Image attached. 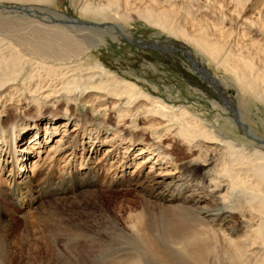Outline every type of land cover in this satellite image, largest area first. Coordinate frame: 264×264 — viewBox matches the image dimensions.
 <instances>
[{
  "label": "bare ground",
  "instance_id": "1",
  "mask_svg": "<svg viewBox=\"0 0 264 264\" xmlns=\"http://www.w3.org/2000/svg\"><path fill=\"white\" fill-rule=\"evenodd\" d=\"M9 1L17 5L4 9L0 3V11L28 12L33 17L43 13L26 4L44 0ZM263 7L264 0H105L99 5L81 4L79 18L47 8L50 18L42 20L48 24L33 22L23 28H13L16 22L11 21V25L1 24L17 35L0 34V115L9 111L8 105L16 96L23 95L37 108L61 101L64 111L80 98L90 112L77 115L76 122L69 114L57 116L53 112L40 128L27 121L17 126L11 118L0 117V157L4 145L13 155L17 148L14 141L33 129L36 138L31 145L37 149L36 156L46 149L45 153L50 151L47 158L52 159L65 150L68 159L58 176L53 172L43 174L37 167V178L15 175L8 185L0 179V264L11 263L8 238L16 223L9 216L18 211L13 199L21 213L27 211L22 232L26 237L31 232L29 205L36 203L35 207L41 209L46 198L59 201L71 188L77 190L75 203L80 202L77 196H83L86 200L81 202H100L104 207L96 189L98 169L79 174L77 166L86 165V159L80 154L74 166V158L76 146L92 154L93 145L108 140L114 141L105 147L104 155L110 157L124 145L123 163L126 153L137 146L138 155L144 154L137 167L147 164L148 172L124 178L122 171L116 182L134 186L140 195L141 206L130 209L126 225L108 205L104 207L111 231L133 243L134 253H127L117 263L94 264H152L153 259L154 264H264V134L256 131L264 129V123L259 125L252 118L259 107L264 110ZM137 22L161 30L176 41H134L129 31ZM4 40L7 42L2 48ZM109 40L167 52H175L180 41L192 63L191 68L186 67L207 76L222 97L212 102L216 115L208 120L184 106L177 110L134 79L104 66L100 48L106 47ZM209 64L223 78L211 76ZM226 86L234 89L235 98L225 96ZM195 92L206 94L198 88ZM227 111L234 116H225ZM99 113L101 118L95 122L94 116ZM111 116L115 117L114 123ZM72 122L70 130L75 134L61 147V137ZM62 128L61 136L54 140L55 147L46 148L48 136ZM41 131L42 140L38 135ZM78 136L80 142L75 140ZM86 139L91 149L84 147ZM255 139L261 146L249 142ZM174 140L186 148L190 157L187 164L172 161ZM24 160L18 157L13 164L24 166L27 158ZM162 164L173 166V170L157 169ZM118 166L110 167L114 175L121 170ZM88 227L92 229L93 225ZM54 243L51 264H60L63 252ZM76 258L86 264L82 252Z\"/></svg>",
  "mask_w": 264,
  "mask_h": 264
},
{
  "label": "rangeland",
  "instance_id": "2",
  "mask_svg": "<svg viewBox=\"0 0 264 264\" xmlns=\"http://www.w3.org/2000/svg\"><path fill=\"white\" fill-rule=\"evenodd\" d=\"M104 1L105 0H44L40 2H29L26 4L43 12L42 14H37V17L30 16L28 12L9 14L5 11H0V20H2L0 21V30L2 31H0V34L7 35L12 33V36L17 35L15 32H10L9 28L11 27L3 28L4 25L3 27L1 26V24L8 23L9 21H11L10 23L16 22V24L13 25V28L27 27L28 25L33 24V22H35V25L38 23L48 24L49 22L42 20L44 17L50 18L45 11L47 8H55L71 18H79L81 16L78 13V8H80L81 4L90 2L93 5H99L104 3ZM0 3L5 6L3 7L4 9L10 5H17V2L15 3L9 0H0ZM1 4L0 9L2 8ZM252 13L257 17L256 11H252ZM82 20L89 21L88 19ZM136 20L137 19L135 18V21ZM10 23L8 24L11 25ZM129 32L133 36L134 41L138 39L139 41L144 42H153L155 40H159L163 43L165 42L163 40H168L169 42H172V40L176 41L171 35L156 28H151L146 24H143V22H137L136 25L132 26ZM6 42L7 40L1 42L2 48L6 46H4ZM177 42H179L177 45L178 49L175 52H167L160 49H152L148 46H136L135 43H116L109 40V44L106 47L100 48L101 52L99 57H101L100 59L104 66L119 75L134 79L140 87L156 97H161L175 109L178 110L184 106L188 110L190 109L192 112L201 114L203 117L205 116L206 119L210 120L218 112L216 109H213L212 102L221 101L222 97H220L215 86L210 83L207 76L194 73L186 67V65L190 68L192 67L191 60L186 56L185 45L180 43V41ZM198 57L204 62L207 59L200 54H198ZM208 72L211 76L213 75L220 79L223 78L222 74L219 71H216V69L210 64L208 65ZM195 88H198L204 93L206 92V94H197ZM224 91L226 97L231 99L235 98L236 92L232 87L226 86ZM8 107L9 111L0 115L2 119L9 117L17 126L22 124L23 121H27V123L32 122L31 126L35 124L39 128L40 125L45 123L43 122L45 118L48 119V116L53 112L56 113L57 116L69 114L74 117L73 119L75 122L78 118L77 115H83L90 112L89 106L84 107L80 98L75 106L67 105V108L69 107V110L67 111H64L66 107L61 101L56 104L47 103L37 108L35 104H32V101L26 99L24 95L22 98L16 96L12 105H8ZM225 116L233 117L234 115L232 111H227ZM94 117L95 122H98L101 118V114H96ZM252 118L254 119V122L263 125L264 110L259 107V109L252 114ZM115 121V117L111 116V122L114 123ZM142 123V121H139V124ZM73 126L74 123L72 122L67 127L69 131L66 132V135H62L63 137L61 138L63 139V143H61V147L66 146L73 138L75 132L70 130ZM256 127V124L253 123L254 130H256ZM62 131L63 128L58 129V131L51 134L50 137L48 136L49 141L47 142L48 144H45L46 148L49 149L51 146L55 147L54 140L61 136L60 132ZM256 131L264 134V129L262 127L257 128ZM38 135H41L42 140L44 133L41 131V134L39 132ZM104 136L105 134L103 137ZM242 137L248 141L247 137L244 138L243 135ZM35 138L33 129L26 131L22 135V138L19 137L14 141V143L16 142L17 148H14L15 153H13V155L12 152L7 149V146L2 145L3 151L2 156L0 157V179L5 180V185H8L9 180H12V178L14 179L15 175H19L20 178L23 175L27 177L31 175L36 177L38 176L37 171L39 169L43 171V174L53 172L55 176H58L59 173H62V166L68 160L65 156V150H61L56 155L51 153V155H54L52 159L47 158L50 151L45 153L46 149L43 153L41 152L39 154L40 156H36L37 149L34 150L32 148L34 145H31L32 140ZM13 139H15V137ZM77 139H80L79 136L75 140ZM88 140L89 139L85 140V148L91 146ZM113 141L114 140H108L103 144L93 145V148L90 147V149H94V153L92 154H86L84 150H81V147L76 146L74 166L78 165L81 154L84 156L83 158L86 159V165L83 164L82 166H77V168H79L77 169L79 174L98 169L99 178L96 184V189H98L99 193L97 195L102 198L104 207L105 205H108L110 211H113L115 214L117 213L122 224L126 225L128 223L127 216L130 213V209H138L141 206L140 195L134 186L126 184L120 185L116 182L119 180L122 171L125 173L124 178L126 176L134 177L138 172L145 175L146 172H148V165L143 164L141 167H137L138 164L140 166L139 162L141 161V158L144 157V154L138 155L139 150H137V146L126 153V158L122 161L123 163H120V159L121 156H123L122 147H124V145L120 146V150L114 152L110 157L104 155L105 147L110 146ZM249 142L261 146L260 143L256 142V139L254 141L250 140ZM171 144L173 146V150H171L172 161L174 163L187 164L190 161V157L186 152V148L181 145L179 141H171ZM164 150H170V148H164ZM18 157L23 161L27 158V163L21 167L18 166V164H13ZM31 158H34L36 163L33 162ZM117 165H119L118 167H121V170H119V172L117 171L116 175H114L110 169L112 167L115 168ZM34 166H36V168ZM123 166L126 168H122ZM167 168L169 167H166L164 164L157 165V169L166 170ZM32 169L35 171L32 172ZM169 170L172 171L173 166H171ZM198 174H202L200 170H198ZM6 178L8 179L6 180ZM36 178L34 179L33 184V186H35L33 188L34 191H36V186L38 185V181L35 182ZM71 189L72 190L66 192L59 201L54 198H46V202H44L41 209L35 207L36 203L29 205V229L31 232L29 234L30 236L27 237L22 234L25 227L23 214L27 211L23 210L21 213L18 209L19 204L13 199V202L15 203L14 206L17 207L18 211L17 214L12 213L11 216H9V218L16 223L14 233L10 235L12 237L8 238V255L11 261L10 264H51V261L55 256L54 248L52 246L55 241L63 252L60 264H82V262L76 258V255L78 256L79 252H82V255L85 258L83 260L86 264L109 262L112 260H114L112 263H117L127 253H134L133 243L129 242L127 238L119 237V233H116V231H111V226L110 223H108L109 220L106 219V214L104 212L105 208L102 204L100 202L92 201L81 202V200H86L83 196H77L76 200H80V202L79 204L75 203L74 196L76 195L74 192L77 190L76 188ZM47 199L50 200L47 201ZM89 224L93 225L92 229L88 227ZM70 227L73 230H71ZM71 232L74 234H71ZM75 235L77 237H75ZM75 242L78 243L75 244ZM153 261L152 264H154Z\"/></svg>",
  "mask_w": 264,
  "mask_h": 264
}]
</instances>
